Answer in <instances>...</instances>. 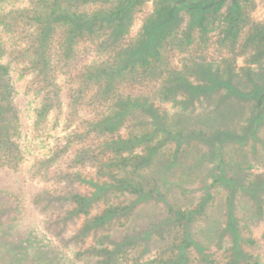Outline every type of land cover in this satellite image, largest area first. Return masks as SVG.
<instances>
[{
  "label": "trees",
  "instance_id": "16d2710c",
  "mask_svg": "<svg viewBox=\"0 0 264 264\" xmlns=\"http://www.w3.org/2000/svg\"><path fill=\"white\" fill-rule=\"evenodd\" d=\"M14 1L0 0V26L3 32H25L30 39V45L21 51L27 61L22 69L32 71L33 85L37 92H42L35 108L37 128L48 131L46 124L40 128V123L43 124L51 109L63 101L56 79L59 68L73 80L75 76L78 79L67 95L65 127L72 124L82 108L88 113L87 117L79 118L77 128H69L59 136L48 156L37 159L38 170L46 176L50 167L55 165L60 169L65 162L67 172L59 171L55 176L68 182L79 179L78 169L94 168L95 178L90 180L96 185L105 177L113 185L112 189L99 187L88 194L74 188L68 195L74 202L70 215H90L93 221H86L84 229L99 225L115 214H123L128 221L138 203L157 191L161 177L158 171L164 173L158 163L167 168L184 149L187 140L204 133L190 124V118L186 122L188 129L181 120L196 91L211 84L191 80L192 76L201 78L198 73L202 68L196 64L193 52L206 49L214 28H220L224 35L220 48L232 51L240 39L236 31L251 24L249 6L253 0H248L250 2L244 6L234 4L224 12L220 11L222 1L209 8L205 4L199 12L189 14L190 23L187 21L182 31L179 29L183 18L172 19L169 13L173 5L182 4L183 0H104L105 4L92 8L88 6L93 2L97 4L98 0H26L24 5L12 7ZM147 1L152 2L151 12L135 38L122 46L121 37L128 31L126 25L130 16ZM7 2H11L8 9L5 8ZM245 40L241 53L251 48L250 56L261 68L258 59H264V26L249 33ZM80 43L86 45V51H94L103 59L80 64L76 60ZM6 51L0 38V168L16 170L26 153L42 139L36 137L25 144L19 141L22 123L14 102L16 91L9 77L11 64L1 61ZM175 52L185 55L184 59L180 58L179 66L170 59ZM157 98L160 102L170 101L174 108L161 111L155 105ZM55 117L57 123L59 115ZM215 134L221 137L225 133L217 130ZM226 166L219 156L215 166L218 171L211 175V182L204 181L200 198L189 206L168 203L166 219H157L144 228L155 243L152 258H141L149 251L145 239L125 236L122 243L113 244L108 236L100 235L95 245L76 252L77 257L83 259L79 264H122L129 257L135 264H220L219 259L203 252L204 244L195 239L188 225L208 217L215 199L213 192L219 191V185L235 186L242 180L241 176L228 177ZM252 183L250 181L249 185ZM101 199L103 204H98L97 212L92 213V203ZM232 234L234 239L231 249L230 245L227 248L229 255L223 264H259V256L235 247L238 240L235 228ZM33 235L30 231L25 240L30 246L33 243L38 246L40 240ZM216 241L219 243V239ZM140 244L145 245L143 249L139 248ZM218 246L224 247L223 244ZM193 248L198 251L193 258L196 263L189 262ZM63 264L78 263L67 260Z\"/></svg>",
  "mask_w": 264,
  "mask_h": 264
},
{
  "label": "rangeland",
  "instance_id": "374dc122",
  "mask_svg": "<svg viewBox=\"0 0 264 264\" xmlns=\"http://www.w3.org/2000/svg\"><path fill=\"white\" fill-rule=\"evenodd\" d=\"M217 1L223 2L220 9L223 12L232 9L234 4L244 6L250 2L183 0L182 4L170 8L169 16L172 19L180 16L183 18L179 29L182 31L190 20L189 14L199 12L205 4L209 8ZM14 2L12 7H18L24 5L26 0ZM103 4L104 0H98L97 4L93 2L88 7ZM9 7L11 2L5 5L6 9ZM249 8L251 24L236 31L239 35L237 38L240 39L232 51L220 48L224 35H221L220 28H214L210 33L213 34L212 39L208 41L210 43L205 44L206 49L193 52L196 64H200L202 68L198 73L201 78L192 76L191 80L204 84L211 82L213 87L210 88V84L196 91L187 107L188 112L183 113L181 120L188 129L186 122L187 118H190V124L193 123L196 128L203 130V135L187 140L189 145L183 144L184 149L174 162L170 165L165 163L167 168L158 163L164 173L158 171L161 177L157 191L138 203L128 221L123 214H115L90 229H84L86 221H93L90 215H70L74 202L68 195L74 188L88 194L99 187L110 191V187H113L109 184L110 181L104 177L95 185L90 180L95 178L94 168L87 166L78 169L81 172L79 179L65 182L55 176L59 171L67 172L65 162L60 169L55 165L50 167L47 175L43 176V171L38 170L37 160L49 155V149L59 136L68 132L69 128H77L79 118L87 117V111L82 108L72 124L65 127L67 95L78 79L75 76L73 80L63 69H58L56 79L61 86L63 101L51 109L43 124L40 123V128L44 124L49 128L48 131L42 132L37 128L39 124L36 122L35 111L42 92H37L33 85L32 71L22 69L27 61L22 57L21 51L27 44L30 45V39L25 32H3L0 26V38L7 48L1 61L11 64L9 77L16 91L14 102L22 123L19 141L25 144L36 137L42 139L39 145L36 143L34 149L26 153L16 170L0 168V264H63L67 260L79 264L83 259L77 257L76 252L95 245L96 237L100 235L108 236L113 244L122 243L125 236L145 239L147 241H144V244L148 245L149 251L143 253L141 258L150 259L155 243H152L153 239L148 237L149 231L144 228L157 219H166L168 203L189 206L200 198L204 192V181L206 184L211 182V175L218 171L215 166L219 156L227 163L226 175L241 176L242 180L235 186L219 185V191L213 192L214 205L209 207L208 217L190 223L188 230L194 233L196 240L204 244L203 252H208L209 256L219 259L220 264H223L229 255L227 248L233 242L232 229L235 228L238 231L235 247H240V250L247 254L259 256V264H264V59H258L262 64L260 68L250 56L251 48L243 53L240 51L241 45L246 41L245 37L264 26V0H253ZM151 10L152 2L147 1L133 12L126 25L128 31L121 37L122 46L125 47L135 38ZM250 28L253 29L250 31ZM170 42H173V39H170ZM85 47L84 43H80L78 48L79 55L76 60L80 64L89 63L95 58L103 59L102 56L97 57L94 51H86ZM184 56L182 53H173L170 58L172 64L179 66V60ZM155 105L161 111L174 108L170 101L160 102L158 98ZM209 110L211 111L208 112ZM56 114L59 115L57 123ZM217 130L224 132L225 136L222 134L219 137V134H215ZM64 158H67V155ZM250 181L253 182L251 185ZM102 201L101 199L92 203V213L97 212V205L101 206ZM30 231L33 236H38V246L36 243L30 246L25 240ZM111 243L106 241L109 246H112ZM218 244H223L226 249ZM141 247L140 244L139 248ZM133 251H136V248ZM196 254L198 251L193 248L190 251V263H196L193 259ZM122 264L135 263L133 258L129 257Z\"/></svg>",
  "mask_w": 264,
  "mask_h": 264
}]
</instances>
